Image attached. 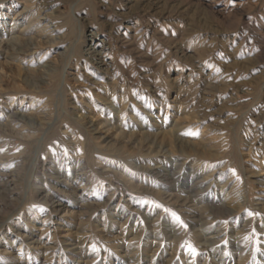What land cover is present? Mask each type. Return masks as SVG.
<instances>
[{"label": "rangeland", "instance_id": "rangeland-1", "mask_svg": "<svg viewBox=\"0 0 264 264\" xmlns=\"http://www.w3.org/2000/svg\"><path fill=\"white\" fill-rule=\"evenodd\" d=\"M0 264H264V0H0Z\"/></svg>", "mask_w": 264, "mask_h": 264}]
</instances>
